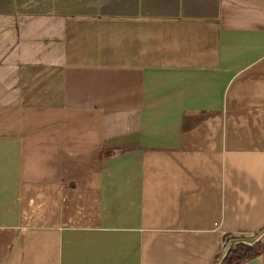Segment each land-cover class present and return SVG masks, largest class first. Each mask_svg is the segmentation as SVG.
<instances>
[{
  "label": "crops",
  "instance_id": "1",
  "mask_svg": "<svg viewBox=\"0 0 264 264\" xmlns=\"http://www.w3.org/2000/svg\"><path fill=\"white\" fill-rule=\"evenodd\" d=\"M259 233L264 0H0V264H214Z\"/></svg>",
  "mask_w": 264,
  "mask_h": 264
},
{
  "label": "trees",
  "instance_id": "2",
  "mask_svg": "<svg viewBox=\"0 0 264 264\" xmlns=\"http://www.w3.org/2000/svg\"><path fill=\"white\" fill-rule=\"evenodd\" d=\"M258 235L259 233H254L248 237L243 234L228 237L214 264H244L259 257L262 251L260 239L248 241V239H255Z\"/></svg>",
  "mask_w": 264,
  "mask_h": 264
},
{
  "label": "rangeland",
  "instance_id": "3",
  "mask_svg": "<svg viewBox=\"0 0 264 264\" xmlns=\"http://www.w3.org/2000/svg\"><path fill=\"white\" fill-rule=\"evenodd\" d=\"M249 242H253L254 240H248Z\"/></svg>",
  "mask_w": 264,
  "mask_h": 264
}]
</instances>
